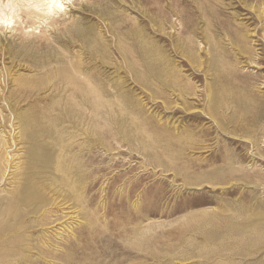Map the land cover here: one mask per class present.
Listing matches in <instances>:
<instances>
[{
	"label": "rangeland",
	"instance_id": "obj_1",
	"mask_svg": "<svg viewBox=\"0 0 264 264\" xmlns=\"http://www.w3.org/2000/svg\"><path fill=\"white\" fill-rule=\"evenodd\" d=\"M72 2L0 47V264H264V0Z\"/></svg>",
	"mask_w": 264,
	"mask_h": 264
},
{
	"label": "bare ground",
	"instance_id": "obj_2",
	"mask_svg": "<svg viewBox=\"0 0 264 264\" xmlns=\"http://www.w3.org/2000/svg\"><path fill=\"white\" fill-rule=\"evenodd\" d=\"M66 5L74 6V3L72 0H0V47L10 50L13 43L27 39L25 38L27 34L24 31L25 29L22 28V23L16 19L23 20L22 22L24 23L25 18L30 28L48 21L50 25H55L57 23L55 16L66 14L68 8L65 7ZM19 12L20 14H18ZM76 12L78 10L72 8L69 18H76ZM10 25H17L18 28L11 27V31L14 32L12 36L3 35L2 29L4 27L8 28ZM62 207L67 211L65 213L66 216L76 213L73 210L74 206L68 204V202L64 203Z\"/></svg>",
	"mask_w": 264,
	"mask_h": 264
}]
</instances>
